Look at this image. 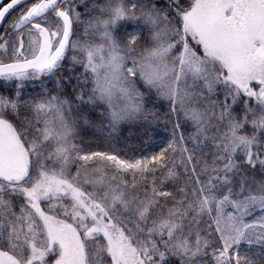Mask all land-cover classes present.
Masks as SVG:
<instances>
[{"label": "snow or ice", "instance_id": "1", "mask_svg": "<svg viewBox=\"0 0 264 264\" xmlns=\"http://www.w3.org/2000/svg\"><path fill=\"white\" fill-rule=\"evenodd\" d=\"M18 6L0 33V264L264 261V0H0V25ZM147 98L172 124L157 151L84 149L94 124L154 142Z\"/></svg>", "mask_w": 264, "mask_h": 264}, {"label": "trees", "instance_id": "2", "mask_svg": "<svg viewBox=\"0 0 264 264\" xmlns=\"http://www.w3.org/2000/svg\"><path fill=\"white\" fill-rule=\"evenodd\" d=\"M29 86L26 87L25 89V98H27L28 96H32V95H36L40 92V86H39V82L38 81H29V82H26ZM45 84L47 85V87L51 90V89H54L55 87V84H54V81L51 80V79H45ZM143 91V89H141ZM0 93L4 94V95H10V91L9 89L7 88V85H6V82H3V81H0ZM146 107L148 109H151L155 112H157L160 116V119L155 122L154 124L151 125V127L154 129V132H153V135L155 136V141H154V144L153 145H149L147 144V149L149 151L148 154L152 153V152H155L158 150L159 147L163 146V144L169 139L168 136L169 133L171 134L172 133V124H170V128L168 123L166 125V121L164 120V116H163V113L168 111L166 108H164L162 111H157L156 107H154V104L153 102L151 101V98H147L146 99ZM92 119L98 123V117L96 115H94L92 117ZM164 126H168L167 128L170 129L169 131L170 132H167L164 130ZM145 125L142 124V123H135L131 126L132 130L134 131V134H135V138L136 137H139V140H140V137L142 139L146 138V135H145ZM97 129L96 125L94 124L92 127H88V128H85L84 130H82L81 132V139H87L88 136L94 132V130ZM127 132L129 130L128 126H127ZM94 138V142H91L90 138L89 140H86V144L88 141H90L89 143H94V145L96 146V148H100L101 147V142L99 141L98 138H95V135L92 136ZM140 143V146H142L143 142L142 140L138 141ZM88 143V144H89ZM243 249L247 250L249 254H252L253 252H257L258 250L256 248H251L249 249L247 245H243L242 246ZM255 258V257H254ZM260 264H264V261H261Z\"/></svg>", "mask_w": 264, "mask_h": 264}, {"label": "rangeland", "instance_id": "3", "mask_svg": "<svg viewBox=\"0 0 264 264\" xmlns=\"http://www.w3.org/2000/svg\"><path fill=\"white\" fill-rule=\"evenodd\" d=\"M77 71H80V69L78 68ZM66 75V73H65ZM151 101L154 104V107H156L157 111H162L164 108H168V104L165 101L162 100H156L155 98H151ZM168 110V109H167ZM167 113L164 112L163 116ZM94 116V115H93ZM169 125L168 128H170V122H166V125ZM135 124V123H133ZM133 124H123L120 126L119 130L114 134L113 138L111 139V141L107 140L105 137V134H103L97 127V129L94 130V132H92L88 138L86 140H91V142H94V138L92 137L93 135H95V138H98L99 141L101 142V147L100 148H96V146L94 145V143H89L90 141L87 142L86 144V140L82 139L83 144H84V149L86 151L89 150H101V151H111L112 149L107 147V145L110 143L111 145H113L115 147V149H117L119 151V153L123 156V155H128V156H132V155H136V156H140V155H147L149 153L148 151V147L147 144L149 145H153L154 142H148L147 137L142 139L140 137V140H142V146H140V143L138 141L139 137L135 138V134L134 131L132 130L131 126ZM127 126L129 128L128 132H127ZM166 126H164V130L167 132H170ZM185 131L187 132V130L185 129ZM170 136H168V138L170 139L171 134L169 133ZM89 143V144H88ZM257 218H259L260 215V211L259 209H255L254 210ZM249 219H251V217H249Z\"/></svg>", "mask_w": 264, "mask_h": 264}, {"label": "flooded vegetation", "instance_id": "4", "mask_svg": "<svg viewBox=\"0 0 264 264\" xmlns=\"http://www.w3.org/2000/svg\"><path fill=\"white\" fill-rule=\"evenodd\" d=\"M9 2L10 0H3L4 5ZM21 10L22 8L18 6L15 10H12L9 14H7L4 23L0 25V33H6L9 30V25L19 16Z\"/></svg>", "mask_w": 264, "mask_h": 264}, {"label": "water", "instance_id": "5", "mask_svg": "<svg viewBox=\"0 0 264 264\" xmlns=\"http://www.w3.org/2000/svg\"><path fill=\"white\" fill-rule=\"evenodd\" d=\"M31 1V0H30ZM11 12V11H10Z\"/></svg>", "mask_w": 264, "mask_h": 264}]
</instances>
